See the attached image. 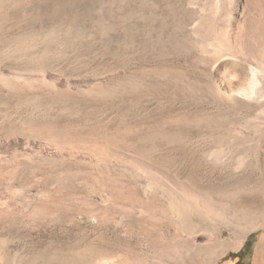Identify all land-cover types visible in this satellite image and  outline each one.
<instances>
[{
    "label": "rangeland",
    "instance_id": "rangeland-1",
    "mask_svg": "<svg viewBox=\"0 0 264 264\" xmlns=\"http://www.w3.org/2000/svg\"><path fill=\"white\" fill-rule=\"evenodd\" d=\"M4 2L0 258L264 264V0Z\"/></svg>",
    "mask_w": 264,
    "mask_h": 264
},
{
    "label": "bare ground",
    "instance_id": "bare-ground-1",
    "mask_svg": "<svg viewBox=\"0 0 264 264\" xmlns=\"http://www.w3.org/2000/svg\"><path fill=\"white\" fill-rule=\"evenodd\" d=\"M5 0H0V36L2 35V32H5L4 30H6L5 29V25H7L6 24V16H5V13H7L6 12V10H7V8H6V3L4 2ZM10 26V25H9ZM7 30H9L8 28H7ZM5 37H6V35H5ZM5 40V39H4ZM26 40V39H25ZM24 40V41H25ZM15 41H17V40H15ZM27 41V40H26ZM13 42V41H12ZM12 42H10V43H12ZM9 43V44H10ZM14 44H15V42H13ZM27 43V42H26ZM6 45V44H5ZM10 46V45H9ZM8 46V47H9ZM6 48H7V46H5ZM8 49V48H7ZM30 50L32 51V48L30 47ZM26 51H29L28 49H27V47H25V43L24 42H21V41H19V42H17V44H16V47L13 45V47H9V49L6 51V52H4L2 55H3V57L4 56H6V55H14V54H20V53H23V55H24V53L26 52ZM37 51V50H36ZM30 52V51H29ZM28 54V53H27ZM26 55V54H25ZM7 57V56H6ZM13 57V56H12ZM22 57V56H21ZM25 57V56H24ZM30 57V56H29ZM8 58V57H7ZM9 58H10V56H9ZM8 58V59H9ZM4 59V58H3ZM4 60H6V59H4ZM4 60H3V62H4ZM1 65H2V63H1ZM8 70V69H7ZM14 72V71H13ZM17 73H19V72H17ZM25 75V74H24ZM22 77H24V76H22V75H15V73L12 75L11 73H8V72H6L5 71V68H4V70L3 69H0V92H1V95L3 94L2 92L3 91H12V90H16V89H22V88H24V85H26L27 84V81H26V79H24V78H22ZM34 77V76H33ZM32 78V77H31ZM31 78H28V80L30 79L31 80ZM11 79H14V80H16L15 82L13 81V80H11ZM30 80H29V82H30ZM13 81V82H12ZM32 81H34V79L32 80ZM30 84V83H29ZM31 85V84H30ZM29 85V87H31ZM35 84L33 83V86H34ZM24 90V89H23ZM26 90V89H25ZM20 91V90H19ZM22 92V91H21ZM21 92H19V93H21ZM6 94V93H5ZM14 94V93H13ZM51 137V136H50ZM53 138V137H52ZM49 139L50 140V144L49 145H54V146H57V142L56 141H54L55 140V138L54 139ZM61 147L62 146H59V148L61 149ZM64 149V148H63ZM65 150V149H64ZM72 150V149H71ZM0 264H9V262H8V259L7 258H5V257H1L0 258Z\"/></svg>",
    "mask_w": 264,
    "mask_h": 264
},
{
    "label": "trees",
    "instance_id": "trees-1",
    "mask_svg": "<svg viewBox=\"0 0 264 264\" xmlns=\"http://www.w3.org/2000/svg\"><path fill=\"white\" fill-rule=\"evenodd\" d=\"M256 241V234H251L246 240L244 247L236 253L235 257L239 258L237 264H241L246 258H250L253 253L254 243Z\"/></svg>",
    "mask_w": 264,
    "mask_h": 264
}]
</instances>
